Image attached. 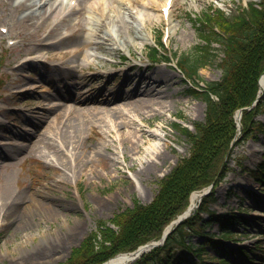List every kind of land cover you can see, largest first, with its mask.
I'll list each match as a JSON object with an SVG mask.
<instances>
[{"label":"rangeland","instance_id":"obj_1","mask_svg":"<svg viewBox=\"0 0 264 264\" xmlns=\"http://www.w3.org/2000/svg\"><path fill=\"white\" fill-rule=\"evenodd\" d=\"M80 1L82 9L79 11L72 10L71 13V10L64 9L61 15L54 17L55 21L45 20L43 28L27 31L24 27L15 25L17 20L11 21L10 25L7 22H10L9 13H14L17 5L26 2V6H29L32 1L0 0V18L5 21L0 22V148L9 149L21 143L32 147L39 134L53 126L54 112L47 120L43 119L44 108L50 102L48 97L55 91L54 85L47 79L48 75L57 78L71 71L76 79L68 81L73 83L80 76L92 77L99 73L105 76V81L112 82L111 88H118L126 75L149 74L158 67L169 66L177 76L171 83L176 106L173 110L157 109L146 114L157 115L152 123H143L137 118L140 124L128 126L121 131L137 132L140 135L141 129L157 133L161 137H152L150 142L144 141L139 153H129L127 162L122 159L124 164L121 163L113 174L111 172L112 177L95 166L89 167L82 177L80 174L74 178L73 171L56 163L54 165L52 159L42 151L30 154L26 150L22 154L25 157L20 162L9 160L3 166L0 163V189L8 180L13 189L21 193L11 210L7 211L0 200V264L65 262L71 250L95 229L98 220L111 219L118 210L131 207L135 198L144 204H149L155 198L163 176L168 175L180 159L191 153L190 139L182 134L181 129L188 127L195 132L196 124L205 118L206 103L201 97L190 94L191 86L187 84L185 74L176 66L177 55H196L199 47H203L195 26V16L202 14L211 5L232 14L239 5L262 0H174L170 19L167 20L163 18L161 9L165 0ZM91 3H95L97 9L90 8ZM29 11L30 9L25 12L22 10L19 15ZM89 17L97 19V32L102 35L106 36L107 27L115 31L111 21L113 17L118 22L132 26L134 24L145 40L136 39L133 32L123 31L118 36L119 49L115 51H107V42L100 43V48L94 44L93 48H98L97 56L93 55V48L87 44L81 51H71L70 43L65 40L67 35H73L71 38L84 37L88 42L90 39L102 41L96 38L92 26L86 22ZM78 23H86L87 28L76 32ZM165 33L169 38L160 49L159 57L171 58L173 62L154 64L148 59V51L155 47L158 37ZM36 34L44 38L43 46L37 47ZM59 40H62L61 45L57 42ZM210 52L213 57L211 62L200 71V80L207 84L219 81L224 75L221 65L224 57L222 46L214 44ZM121 59L128 61L121 63ZM33 60L35 63L32 66L27 64ZM135 83L132 84L133 87H136ZM172 100L171 97L168 99L169 105ZM30 115H33L37 125L27 121ZM256 121L264 124V110ZM12 130H28L30 135L14 136L11 134ZM97 135L101 136L100 128L97 134H93L94 138L97 137L93 139V143L99 141ZM150 143L161 144L163 151H166L163 144H168L170 154L156 177L140 183L132 182L130 177L140 169V164L130 170L129 165L133 164L131 158H136L137 162L140 158L145 159V150ZM263 157L262 134H252L245 140L238 141L229 160L231 169L213 192L215 201L211 204V210L220 214L239 212L244 217L241 224L230 227L235 233L236 242L225 246L236 248L244 243L251 250L249 256L237 254L234 264H264V185L256 183L250 175V172L257 170ZM10 162L15 164H9ZM93 170L102 172V176L89 180ZM60 174L65 178L60 177ZM194 192L201 196L205 190L201 188L192 191L187 207L191 205V195ZM32 196L36 198L38 205L28 209L32 211L31 214L24 212L23 207L32 204ZM57 211L67 216L71 229L66 228L64 218ZM45 231L51 235L47 242L43 236ZM211 231L219 233L216 225H213ZM27 234L33 235L34 240L25 244L22 249L19 245L24 244ZM192 239L196 243L205 242V237L201 235H194ZM256 244L263 247L260 252L255 250ZM207 249L211 254L203 255L202 264H209L211 257L216 254L211 247L208 246Z\"/></svg>","mask_w":264,"mask_h":264},{"label":"trees","instance_id":"obj_2","mask_svg":"<svg viewBox=\"0 0 264 264\" xmlns=\"http://www.w3.org/2000/svg\"><path fill=\"white\" fill-rule=\"evenodd\" d=\"M196 23L203 47H199L196 55H184L179 60L187 82L193 86L190 94L202 97L207 104L205 121L196 124V132L181 129L190 139V155L182 158L161 180L159 192L149 204L135 199L133 207L118 211L109 221H98L97 228L60 264H100L118 253L133 251L159 239L166 226L185 211L192 191L208 186L216 178L217 182L223 179L230 145L237 134L234 114L238 109H243L241 140L252 134L264 136V125L255 119L264 110V96L253 109H246L256 99L259 79L264 74V0L239 6L231 15L209 7ZM215 43L223 46L224 76L201 91L193 81L199 77L200 69L211 62L210 50ZM151 52L154 57L158 55L157 49ZM254 175L258 182L264 183V162ZM212 200V193L203 197L198 209L172 231L163 246L133 264H195L193 258L201 256L206 244L219 243V238L208 234V243L194 244L190 236L202 234L200 229L214 223L221 230L223 241L218 246L222 248L226 239H232L230 227L241 224L244 218L210 211ZM203 212L209 217L202 218ZM226 251L221 250L224 254ZM216 260L218 264H230L226 257Z\"/></svg>","mask_w":264,"mask_h":264},{"label":"bare ground","instance_id":"obj_3","mask_svg":"<svg viewBox=\"0 0 264 264\" xmlns=\"http://www.w3.org/2000/svg\"><path fill=\"white\" fill-rule=\"evenodd\" d=\"M30 1L32 3L29 6H26V2L20 3L17 5L14 13H9L8 20L10 22H7L8 25H10L11 21L17 20L15 25L24 27L27 31H30L32 28H36V30L43 28V21H55L58 14L61 15L64 9L65 11L69 10V5L67 4L71 0H68L65 6V0ZM80 5L81 2H78L72 10L79 9ZM62 6L64 7L62 8ZM90 8L97 9V6L95 3H91ZM26 9H30V11L19 15L22 10L25 12ZM1 21L5 22L0 18ZM111 21L115 27V31L107 27L105 36L97 32V19L89 17L86 22L92 26V31H95L96 38H100L102 41L90 39L88 42L84 37L71 38L73 35H67L65 36L67 37L65 40L67 39L68 43H70V50L75 52L81 51L86 44L90 45L91 48H93L94 44L100 48V43L107 42V51H115L119 49V45L117 44L118 36L123 31L133 32L136 39L145 40V37L139 33L134 24L132 26L129 23L118 22L113 17ZM83 28H87L86 23H82L81 25L78 23L76 32ZM30 35L33 34L30 32ZM35 40L37 47L44 45V38H41L37 34ZM57 42L60 45L62 44V40ZM98 48L92 49L94 56H97L96 50ZM34 63L33 60L27 64L32 66ZM104 77L103 74L95 73L92 77L80 76L72 83L68 80L76 79V77L71 71L57 78L48 75L47 79L54 85L55 91L48 97L50 102L44 108L43 119L47 120L51 116V113L54 112V115H52L53 126L39 134L38 140L33 143L32 147L27 143H21L9 149L0 148V163L2 166L5 161L9 160H14L17 163L20 162L25 157L22 154H25L26 150L30 154L42 151L46 153L48 158L52 159L54 165L56 163V165H61L73 171L74 178L79 177L80 174V177H82L89 167L95 166L102 168V171L106 172L108 177H112V174L117 171L118 166L121 163L124 164L122 159L127 162L130 157L129 153H134L135 151L139 153L142 150L144 141L150 142V138L152 137L160 138L161 136L157 133L141 129L142 134L140 135L137 132L121 133V131L128 126L140 124L137 118L143 123H152V119H155L157 115L146 116V114L154 110L166 111L174 109L177 101L174 99L175 93L171 90V83L177 76L171 68L163 66L156 68L155 71L149 74L126 75L122 78L121 85L118 88H111L112 82L109 80L105 81ZM133 83L136 84V87H133ZM170 97L173 100L169 105L168 99ZM53 100L56 101L53 103ZM201 106L203 108V105ZM27 121L37 125L33 115H30ZM98 128H100L101 136L97 135L99 141L96 140L93 143V139L97 138H94L93 134L98 133ZM11 134L28 137L30 131L12 130ZM163 147L166 151H163L161 144L150 143L149 147L145 150L147 154L145 159L140 158V161L137 162L136 158H131L133 164L129 165L130 170H133L136 164H140V169L136 170V173L130 177L132 182L140 183L157 176L159 168L165 164L167 155L170 154L168 144L164 143ZM11 163L15 164L14 162H10L9 164ZM101 176L102 172L93 170L88 179H97ZM60 177L65 178L63 174H60ZM20 197L21 193L14 190L8 180L0 189V200L3 206L7 208V211L12 209ZM31 198L32 204L30 203L28 206L24 205L23 209L25 208L24 212L27 211L32 214V211H28V209L31 206L36 207L38 201L34 196ZM199 198L200 194L198 192H194L191 195V207L196 205ZM57 213L64 218L66 228L71 229L67 216L60 211H57ZM43 236L47 242V238H50L51 235L45 231ZM57 237L59 238V236ZM33 240V235L27 234L23 241L24 244L22 243L19 247L23 249L25 244ZM127 258V256H119L106 264L122 263Z\"/></svg>","mask_w":264,"mask_h":264},{"label":"water","instance_id":"obj_4","mask_svg":"<svg viewBox=\"0 0 264 264\" xmlns=\"http://www.w3.org/2000/svg\"><path fill=\"white\" fill-rule=\"evenodd\" d=\"M187 215H188V212H186L184 215H182V216L180 217L179 220H181L182 218L186 217ZM168 232H169V231H167V232L164 234V236H163V238L161 239L160 242H158V243H152V244H149V245H146V246L140 247L137 251H135V252H133V253H131V254H128V255H120V256H122V257L127 256L128 258H127L126 260L133 261V260H135V259H136V258L142 253V252H144L147 248L152 247V246H155V245H159L160 243H162L163 240H164V238H165V236H166V234H167ZM126 260H124L122 263H118V264H125V263H126V262H125Z\"/></svg>","mask_w":264,"mask_h":264}]
</instances>
